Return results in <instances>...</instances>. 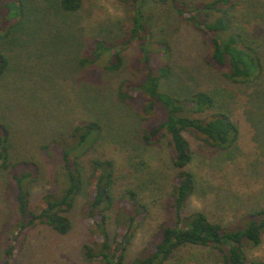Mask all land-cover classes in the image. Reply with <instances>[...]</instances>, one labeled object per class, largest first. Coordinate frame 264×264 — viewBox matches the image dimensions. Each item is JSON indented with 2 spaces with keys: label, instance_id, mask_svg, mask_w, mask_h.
<instances>
[{
  "label": "trees",
  "instance_id": "1",
  "mask_svg": "<svg viewBox=\"0 0 264 264\" xmlns=\"http://www.w3.org/2000/svg\"><path fill=\"white\" fill-rule=\"evenodd\" d=\"M91 1H46L47 7L40 12L33 8V15H38L39 19L54 5L64 21L68 18L71 23L77 21L76 34L83 40H79L77 51L65 57L69 62L68 82L72 81L73 85L79 74H87L88 81L93 83H89V88L86 84L83 86L85 97L79 95L77 88L74 94L81 101H87L103 93L109 104L119 108L115 110L118 113L102 121L89 106L86 109L84 103L82 107L78 105L79 117L70 128L44 134L40 149L47 152V158L54 165L52 177H48L46 164L39 162L33 153L16 152L10 121L0 116V175L8 188L11 184L16 188L14 198L18 212L17 229L12 232L0 264H26L13 258L16 242L20 233L38 224L66 235L72 227L69 213L82 193L86 200L81 213L92 237L81 247L87 261L169 264L178 259L183 248L195 246L209 250L220 264H264V259L250 257V248L264 241V202L227 223L210 219L205 211L189 207L190 198L200 186L190 167L195 152L191 138L215 150L237 147L241 128L232 110L227 109L228 94L235 92L232 99L239 100L241 93L236 91L237 87L257 85L264 77V28L254 21L258 13L255 11L254 15V11L244 5L243 15L240 11L237 13L236 6L243 0H119L126 6L125 18L100 27L98 34L84 37L77 15ZM161 6L167 16L172 9L177 17L202 34L208 45L204 62L216 75V85L191 91L182 83L172 84V37L174 32L178 34L180 27L177 31L164 27L171 39L162 33L158 34L159 38L155 36L153 25L157 21L152 10ZM31 8L27 0H0V82L15 70L10 53L12 46L7 44L21 30L25 19L31 18ZM149 8L151 11L147 12ZM253 22L250 34L247 24ZM134 46L139 53L137 63L132 66V76L138 78L135 86L132 78L120 76L124 71L123 51ZM35 68L39 70L38 65ZM33 74L39 75V72L30 73ZM40 76L42 84L46 80L49 84L43 85L50 86L53 75L46 77L41 73ZM31 81L30 87L34 90L42 85L32 77L29 83ZM163 81H167L170 89L162 88ZM221 82L224 85L218 84ZM61 89H66V84ZM45 92L54 93L50 89ZM262 103L264 105V98ZM164 139L170 150L171 169L170 191L163 204L165 214L146 246L128 261V248L149 215V204L143 201L138 189L130 185L116 195L115 160L95 153L98 145L106 141L124 144L141 156ZM44 177L56 188L45 190L40 203L33 207L32 187ZM146 181L157 182L153 177Z\"/></svg>",
  "mask_w": 264,
  "mask_h": 264
},
{
  "label": "rangeland",
  "instance_id": "2",
  "mask_svg": "<svg viewBox=\"0 0 264 264\" xmlns=\"http://www.w3.org/2000/svg\"><path fill=\"white\" fill-rule=\"evenodd\" d=\"M46 1L55 2L27 0L28 5L32 6L29 11L31 18L25 19L21 30L12 36L11 41L8 40L10 42L7 45L12 46L10 53L15 70L0 82V116L10 121L8 124L13 128L11 137L16 152L23 155L33 153L39 162L46 164L48 177H52L54 165L47 158V152L40 149L44 134L70 128L73 121L79 117L78 105L82 107L85 103L86 109L89 106L93 114L100 116L102 121H107L109 115L117 114L115 110L119 108L109 104L103 93H98V97L87 101H81L79 96L74 94L77 88L79 95L85 97L83 86L86 84V88H89V83H93L88 81L87 74H79V79L74 80L73 85L72 81L68 82L69 62L65 61V57L70 52L77 51L79 40L83 39L76 34L77 21L71 23L69 18L64 21L61 18L63 15L54 5L52 8L48 7L45 12L42 11L44 13L39 19L38 15H33V8L40 12L41 8L47 7ZM242 5L254 11L253 14L255 11L258 13L254 21L264 28V0H243L236 6L240 15H243ZM163 9L164 6H161L152 10L157 21L153 25L155 36L159 38L161 35L158 34L162 33V36L169 38L164 27H170L171 31H177L180 27L178 34L174 32L175 36L172 37V84L182 83L191 91L216 85V75L204 62L208 45L203 41L202 34L177 17L172 9L168 11L170 16H167ZM149 11L150 8L147 12ZM125 15L126 6L119 0H93L87 2L77 16L83 27L84 37H90L92 34H98L100 27L123 20ZM242 18L247 19L245 16ZM254 24H247L249 33L252 32ZM172 25L176 27L173 28ZM22 31L23 34H19ZM123 55L124 71L120 76H129L135 86L138 84V78L132 76V66L137 63L139 53L134 46L124 50ZM163 57L166 60V57ZM37 65L39 70L35 68ZM33 71H38L39 75H30ZM41 73L42 76L53 75L50 86L43 85L49 84L46 80L42 84ZM31 77L34 81L41 77V83L39 80L37 83L42 85L38 86L37 90L30 87L33 82L29 83ZM65 84L66 89L59 90ZM218 84L224 85V82ZM167 85V81H163L162 88L166 90L169 88ZM49 89L54 93L45 92ZM236 91H240L241 99H232L235 92L229 93L226 99L227 104L229 103L227 109L232 110V116L241 128L238 146L228 151L215 150L190 137L195 151L190 167L195 172L200 186L190 198L189 207L203 210L210 219L226 223L240 217L261 201L264 202V77L257 85L237 87ZM96 152V155L101 154L115 160L118 178L116 195H119L126 185H130L137 188L143 201L149 204V215L128 248L129 261L146 246L157 224L164 217L163 204L170 191V150L164 139L157 146L145 150L141 156L119 142L116 144L104 141L98 145ZM48 177H44L32 187L30 199L33 207L40 203L45 190H55V184L50 183ZM149 177H153L157 182L149 183L146 181ZM15 193L14 185L11 184L8 188L5 178L0 175V258H3L4 249L12 239V232L17 229ZM85 200L83 193L78 196L69 213L72 227L66 235L57 233L47 225L38 224L20 233L13 258L26 264H101L97 261H87L81 254L82 245L92 239L81 213ZM177 256L178 259L170 261L169 264H220L215 261L209 250L195 246L183 248ZM250 257L264 259V241L260 246L250 248Z\"/></svg>",
  "mask_w": 264,
  "mask_h": 264
}]
</instances>
